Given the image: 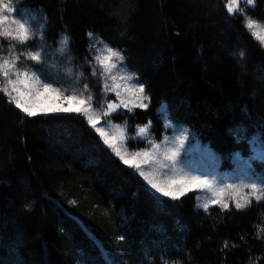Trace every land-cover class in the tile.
I'll use <instances>...</instances> for the list:
<instances>
[{
  "label": "trees",
  "instance_id": "obj_1",
  "mask_svg": "<svg viewBox=\"0 0 264 264\" xmlns=\"http://www.w3.org/2000/svg\"><path fill=\"white\" fill-rule=\"evenodd\" d=\"M23 4L41 14L48 45L69 37L63 60L77 69L92 97L101 94V78L82 66L92 58L87 33L122 52L150 98L146 110L112 115L126 123L128 136L151 120L160 138L158 107L164 102L167 117L218 152L223 167L231 166L233 151L252 155V138L261 146L264 47L241 14L227 13L224 0ZM263 5L257 0L248 8L262 22ZM240 135L247 140L238 143ZM127 144L144 145L130 138ZM253 167L259 172L262 165ZM176 262L264 264V201L205 211L195 208L192 192L176 200L159 197L83 116L28 117L0 92V264Z\"/></svg>",
  "mask_w": 264,
  "mask_h": 264
},
{
  "label": "snow or ice",
  "instance_id": "obj_2",
  "mask_svg": "<svg viewBox=\"0 0 264 264\" xmlns=\"http://www.w3.org/2000/svg\"><path fill=\"white\" fill-rule=\"evenodd\" d=\"M257 0H245L246 6L256 7ZM226 11L231 16L235 17L237 13L245 16V27L250 30L251 35L264 44V27L258 23L256 19L247 16V8H241L239 0H227ZM25 8L23 0H17L13 4L12 0H0V38L9 41L8 55H0V77L5 81L0 87L2 92L10 104H14L17 109L26 114L28 117H34L38 114L47 115L49 113H77L86 118L91 129L98 134L102 139L103 144L111 149V152L119 158L123 165L133 168L138 173L139 177L155 192L160 193L163 197H170L173 200L185 196L186 193L193 190H202L210 192L212 199L203 205L205 211L208 210L209 204L219 205L222 209H229V201L233 202L236 209H245L252 204L253 199L257 202L264 201V140H261V146L258 154H253L248 157L249 174L245 177L249 183L227 184L219 186L217 181L208 175H185L179 178H168L160 180L157 178L156 171H145L144 168H152L153 164L159 166V169H167L169 165L175 166L180 155V147L184 144L187 135H182L177 138V145L171 149L161 148L160 144L151 143L150 148H145L142 151L128 153L123 148V142L126 138L125 130L116 127L114 131H107L104 127L99 126L102 123V116L109 117L112 114H119L118 110L123 108L129 112L135 108L148 109L150 98L145 92V84L137 82L130 84L132 76H120L113 73L117 70L121 62L125 61V56L116 48L109 46L99 37H94L92 32L87 35L91 39H95L97 44H102V49H96V55L89 59L84 58L83 68L87 70L91 67L92 77L104 78V89L107 92L115 93L119 102L115 100L107 103L106 111L96 114L93 111L91 97L78 96L75 93L66 95L60 88L54 87L51 83H46L49 78V72L44 55V48L38 51H29L25 53L16 52L17 46L28 47L34 42L35 33L29 27V23L24 20ZM40 39H45L44 33L41 32ZM15 43H12V42ZM62 45L67 47L69 37L64 36ZM64 47L60 49L64 51ZM96 48V45H91L89 52ZM2 51V50H0ZM244 56V52L240 53ZM28 62L29 67L21 70L18 63ZM99 70V71H98ZM71 69L69 72L71 73ZM39 73V75H37ZM111 79L112 84L109 86L108 79ZM99 82V81H98ZM48 97H53L54 101L50 105L43 106L42 98L45 100ZM75 102V106L71 102ZM68 103V107L64 104ZM147 124L138 127L137 135L147 138L149 135V125ZM167 140V137H164ZM247 140L246 135H240L237 142ZM255 144V141L253 142ZM259 162L262 167L258 172L253 163ZM258 178V180H257ZM175 186V187H174ZM120 240L124 237L120 236ZM227 247V245H226ZM178 264V262H176Z\"/></svg>",
  "mask_w": 264,
  "mask_h": 264
},
{
  "label": "rangeland",
  "instance_id": "obj_3",
  "mask_svg": "<svg viewBox=\"0 0 264 264\" xmlns=\"http://www.w3.org/2000/svg\"><path fill=\"white\" fill-rule=\"evenodd\" d=\"M12 2L13 4H16V1H12ZM226 3H227V0H224L225 6H226ZM239 5L241 8H247L248 17L256 19L248 11V8H251V6H246L245 0H239ZM24 8H25L24 20L29 23V27L31 31L35 33V37H34V42L30 43L28 47L17 46L16 52L26 54L29 51H38L41 48L45 49L44 55L46 57V64H47V68L49 72V78L45 80L44 77H41V79L44 80V82L46 83H51L54 87L60 88L61 91L65 92L66 95H72L73 93H75L78 96H83V97L90 96L92 98L91 103H92L93 111L96 114H100L101 116H102V113L106 111L107 103L113 100H115L118 103L119 100L115 96V93L107 92L104 89L105 81H104V78L102 77H101V80H102L101 94L95 97H92V95L89 94L85 85H83L80 82V76H79V72L77 71V69L63 60V56L65 54L66 49L62 45L61 41L64 36L61 35L59 39L57 40V43H55L53 46L48 45L44 40L41 41L40 34L43 31V19H42L41 14L38 11L28 9L26 7ZM263 8H264V5H263ZM241 16L243 17V21L245 23V16L243 15ZM256 20L261 25V27H264V23L262 21L258 19ZM257 41L260 42L259 40ZM12 43H15V42L13 41ZM91 45H96V48L92 49L94 56L97 54L96 49L103 48V45L97 44L95 39L92 40ZM262 45L264 46V44ZM62 47H64L63 52L60 51ZM8 49H9V41L3 38H0V50H2L0 51V55L7 56ZM18 67L21 70H23L25 67H29V64L27 61H25L24 63H18ZM69 69L72 70L71 73L69 72ZM113 74L117 75V77L128 76V75L132 76L133 79L129 81L130 84H135L138 80L136 73L130 70L125 65V62H121V64L118 66L117 70ZM37 75H39V73H37ZM4 83H5L4 79L0 77V87H2ZM107 83L109 84V86H111L112 81L110 78L107 80ZM42 101H43V106L50 105L53 102L60 103V101L58 100L54 101L53 97H48L46 100L42 98ZM95 101H96V105H94ZM71 103L73 106H75L74 101ZM64 106L68 107V103H65ZM123 111L129 112L127 109H123V108L118 110L119 113ZM158 112L160 114L163 128H164V131L160 138L154 137V134L151 131V125H149V135L147 138L138 136L137 135L138 127L143 126L144 124L136 125L134 133L128 136L127 131H126V128H127L126 123L114 121L112 119V115L114 114L110 115L109 117L102 116V123L99 126L104 127L105 130L107 131H114L116 127L123 128L126 134V138L123 142V148L128 153L138 152V151L144 150L145 148H150L151 143L153 142L160 144L162 149L163 148L171 149L177 145L178 137H181L182 135H187L188 139H185L184 144L180 147V155L177 158L179 163H177L175 166L169 165L167 169H163V170L159 169V166L156 164H153L151 169H149L148 167L144 168L145 171H156L157 178L160 180H164L168 178H179L185 175H208L210 179L214 178L217 181V184L219 186H223L227 184H241V183L250 182L247 179H245V177L249 174L248 163L251 162L248 159L249 156L245 157L241 155L239 151H233L231 152V155H230L231 166L223 167L221 165V162H222L221 156L218 152L214 151L206 142H202L201 140H199L197 136L194 134V132L189 127H187L186 125L182 123L172 121L167 117L166 112H165L164 102H162L159 105ZM164 137H167L166 141L164 140ZM128 138L132 140H140L144 143V145L139 148H131L127 144ZM99 139L101 140L103 144L102 139L101 138ZM253 142H254V139L252 138L251 148L253 150V154H258L260 150V146H258V144L256 143L254 144ZM104 146L107 147L106 145ZM109 150L111 151V149ZM144 183L146 184V182ZM146 186L157 196L163 197L160 193H157L155 192L154 189H151L150 186H148L147 184ZM190 192L194 194L195 208L205 210L203 208V205L212 199L211 193L207 191H202V190H193ZM164 198L172 199L170 197H164ZM253 201L255 200L253 199ZM210 206H217L220 209H222L219 205L209 204V207ZM229 206H232L233 208H235L234 203L231 201H229Z\"/></svg>",
  "mask_w": 264,
  "mask_h": 264
},
{
  "label": "bare ground",
  "instance_id": "obj_4",
  "mask_svg": "<svg viewBox=\"0 0 264 264\" xmlns=\"http://www.w3.org/2000/svg\"><path fill=\"white\" fill-rule=\"evenodd\" d=\"M91 43H92V42H91ZM259 43H260V42H259ZM260 44H261V43H260ZM261 46L264 47L262 44H261ZM92 57H93V52H92ZM162 198H164V197H162Z\"/></svg>",
  "mask_w": 264,
  "mask_h": 264
}]
</instances>
